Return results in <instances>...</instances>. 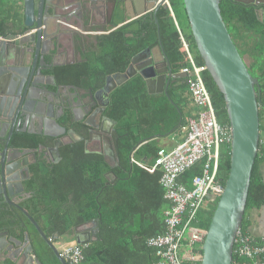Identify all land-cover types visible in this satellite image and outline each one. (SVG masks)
Masks as SVG:
<instances>
[{
	"label": "trees",
	"instance_id": "16d2710c",
	"mask_svg": "<svg viewBox=\"0 0 264 264\" xmlns=\"http://www.w3.org/2000/svg\"><path fill=\"white\" fill-rule=\"evenodd\" d=\"M169 3L172 10L163 6L146 21L141 18L98 37L93 52L84 55L85 62L54 68L46 74L55 76L59 85L97 92L105 88L109 77L125 74L133 59L148 49H156L160 43L173 72L181 73L189 64L182 38L196 63L204 65L184 1L169 0ZM220 9L239 54L244 60L246 57L251 60L249 72L259 81L256 91L260 107V145L241 227V232L246 233L249 232L247 214L264 208L261 174L264 166V23L255 8L234 0H221ZM6 31L7 23L0 19V33L6 35ZM203 77L218 122L229 127L223 94L208 72ZM192 104L187 79L170 84L168 95H150L144 77L138 74L131 78L110 94L105 109V116L116 124L118 164L112 168L102 156L86 154L83 143L64 146L57 164L49 166L44 160H37L29 169L25 191L31 197L21 207L48 239L71 236L76 228L99 220L98 240L82 247L83 264H157L156 250L149 247L148 241L165 232V218L171 204L160 185L161 171L150 174L132 160L153 166L162 148L161 141L180 133L192 116ZM71 119L72 112L67 108L60 125L71 127ZM46 138L17 133L11 146L37 151ZM202 168L203 163H198L179 178V183L191 188L193 179L202 174ZM230 169L231 146L226 145L221 148L218 169V180L224 186ZM109 178L116 180L111 184ZM218 201L199 213L198 227L209 229ZM0 226L11 234L18 231L21 237L28 233L41 264H62L20 210L0 204ZM245 262L247 260L233 255L234 264Z\"/></svg>",
	"mask_w": 264,
	"mask_h": 264
},
{
	"label": "water",
	"instance_id": "95a60500",
	"mask_svg": "<svg viewBox=\"0 0 264 264\" xmlns=\"http://www.w3.org/2000/svg\"><path fill=\"white\" fill-rule=\"evenodd\" d=\"M64 2V0H62ZM82 7V12L60 5L61 0H24V32L3 36L0 33V204L20 210L34 225L41 238L52 249L62 264H68L55 247L54 238L48 239L37 222L25 211L20 202L25 196L24 182L30 178L29 169H20L22 156L30 151L11 146V140L17 133L43 134L48 138H57L44 130L43 124L52 122L55 130L64 134L66 130L56 121L44 116L43 108L47 103L42 95H55L47 89L55 86V79L45 76L43 71L50 70L59 50V40L51 35L65 18L63 10L68 12V19L84 23L88 14L90 19L98 11L105 9L106 0H73ZM190 23V29L200 57L207 71L224 96L231 130V169L202 247L201 264H234V242L241 229L246 212L251 177L260 145V107L257 95L258 79L248 69V64L239 54L223 20L221 0H183ZM154 16L160 7L170 9L168 0L156 2ZM128 23L125 20V23ZM121 25V26H122ZM160 41V39H159ZM162 57L165 70H159L157 61L148 54H140L133 59L125 74L108 78L105 89L100 94L105 100L102 104L99 96H91L101 113L109 104L110 94L136 75L146 80L150 95L167 94L170 84L187 79L183 73L173 74L172 66L165 56ZM152 50H147L151 53ZM58 95V94H57ZM50 104H48L49 108ZM52 108L50 107V110ZM182 120V117H181ZM34 122L42 125L40 133L28 130ZM181 125V124H180ZM104 124L102 125L103 128ZM115 150L118 156V136L114 130ZM62 146L56 140L55 153L59 155ZM115 178H109L113 184ZM86 234L76 237V244L85 247L98 240L99 220L89 222L81 228H87ZM80 228V227H78ZM76 228L75 230H77ZM9 231L0 226V257L7 253L13 264H41L35 254L28 233L24 241L8 238Z\"/></svg>",
	"mask_w": 264,
	"mask_h": 264
},
{
	"label": "built area",
	"instance_id": "2783aa9c",
	"mask_svg": "<svg viewBox=\"0 0 264 264\" xmlns=\"http://www.w3.org/2000/svg\"><path fill=\"white\" fill-rule=\"evenodd\" d=\"M189 64L181 73L187 75V84L195 107L194 116L181 128L182 140L173 149L161 148L153 166L132 160L150 174L160 170V185L171 209L165 218L166 230L163 234L149 239V247L156 250L157 264H201L202 247L207 230L197 226L200 212L208 210L224 191L218 180L221 148L231 146L230 127L218 122L212 97L206 88L205 65H198L182 39ZM198 163H203V171L187 188L179 183V178ZM68 264H83V248L78 245H64L58 250ZM233 255L252 264H264V236L255 239L249 232L238 231Z\"/></svg>",
	"mask_w": 264,
	"mask_h": 264
},
{
	"label": "flooded vegetation",
	"instance_id": "af4514ba",
	"mask_svg": "<svg viewBox=\"0 0 264 264\" xmlns=\"http://www.w3.org/2000/svg\"><path fill=\"white\" fill-rule=\"evenodd\" d=\"M158 1H161V0H144L142 4L143 5L142 13L137 14L136 6L133 4L132 0H106V2L104 3L105 9H102V11L105 12V22H108L109 26L105 27L104 36L110 34L115 29L119 28L117 27V28H114L113 30L115 18L118 15H120L121 12L123 13L122 15H124L126 7L129 10H131L134 14H136V17H135L136 20L144 18L146 21L148 20V18H151L154 16L153 9L157 6L156 2ZM234 1L237 2L238 4H243V5L251 6L255 8L259 15L260 20L264 23V0H234ZM75 4H76L75 10L79 13L82 12V7L78 5L77 3ZM77 24L80 30L84 31L83 23L81 21H78ZM56 33H57V37L59 40V44L61 43L62 46L63 45L64 46L59 47L57 55L54 56V60H51L50 58L47 59L48 61L52 63V67L50 70H53L54 68H58V67L73 66L75 64L83 63L84 61H81V62L75 61V58L77 57V54H78L76 51V48L77 47L79 48V54L81 56L87 52V45H88L87 42L88 41L86 37H84L82 33H79L78 34L79 39L76 41L75 39H73V37L71 38L70 36H68L66 38L64 36V39L65 38L67 39V44L65 45L61 30L60 29L58 30L57 28ZM142 54L146 55L149 53L146 50ZM158 66H159V70L161 71L165 70V63L163 65H158ZM47 71L48 70L43 71L45 76L53 77L56 83L55 86L48 85L47 89L53 94L55 93L56 96L55 95L50 96V95H45V94L41 95L40 92L38 91H35L33 94L35 96L36 95L41 96V100L47 103V106L43 108L45 112L44 116L45 117L49 116V118L52 117L53 118L52 120L56 121L57 124L59 125L61 124L60 123L61 119L65 116V110L67 108L70 109L72 112L71 127L65 128L60 125L62 128L66 130L64 134H60L55 130L54 124L52 122H48L47 125L46 123L43 124L44 130L48 131V133H51L53 135L57 134L58 137L53 139V138H48L47 136H44L43 134H38V135H42L43 137H47L45 139V144L40 145L37 151L30 150V149H23L24 151H30V153L33 152L34 154H36L35 155L36 159H34V161H31L29 159V156L22 157L23 160H22L20 169H30L32 165L37 162V160H44V162L48 164L49 166L55 165L60 161V156H61L60 149H62L64 146H67V145H73V144H79V143H83L84 151L86 154L100 155L103 157L104 161L110 167L114 168L118 164V158H119V154L117 156V152L115 150V145H114V137H113V130H112V126L114 122L105 116V110L103 113H101L100 106L95 105L94 102L91 100V96H94L97 94L99 96L100 102L102 104H105V100L103 99V97L100 94H98L101 90L97 92H92L91 90H87L82 87H77L73 85H59L57 83L55 76L47 75L49 74V72L46 74ZM117 75L109 77V78H114ZM58 88H62L63 91H66L69 88H73L74 90L78 91L77 100H74L73 97H69V99L60 97L59 93H57L56 91ZM87 94H88L90 103L86 105V103L84 102V99H80L79 95H81V97L84 98L87 96ZM68 95L71 96V94H68ZM57 97L61 98V103H60L59 108L55 107L56 105L55 102L57 103V99H58ZM48 104H50L49 108H48ZM50 107L52 108L51 110H50ZM34 123H37V122H34ZM103 124L104 126L102 128ZM28 130L31 132L40 133V131H42V125L37 123V127L34 125V128L29 127ZM114 130H115V127H114ZM56 140H59L60 143L62 144V146L59 148V155L55 153L54 151ZM30 197H31L30 194L25 191V196L23 200L20 202V206H22V204L25 203Z\"/></svg>",
	"mask_w": 264,
	"mask_h": 264
},
{
	"label": "crops",
	"instance_id": "0c3cea01",
	"mask_svg": "<svg viewBox=\"0 0 264 264\" xmlns=\"http://www.w3.org/2000/svg\"><path fill=\"white\" fill-rule=\"evenodd\" d=\"M143 1L144 0H132L133 4L136 6L137 14H141L142 13ZM56 2H59V0H56ZM168 3H169V0H168ZM60 5L62 6V8H63V5H66V6L70 7V10L71 9H75V7H76L75 1H73V0H64V2L61 0ZM170 10H172L171 7H170ZM65 11L66 10L62 11V13H63L62 15L65 18H63L60 21V25L58 27V30L60 29L62 34H63L64 44L65 45L67 44V39L66 38L68 36H70L71 38L73 37V39H75L77 41L79 39L78 38V34L82 33L84 35V37H86V39L88 41L87 42L88 45H87V52L86 53H88L89 51L93 52V50L95 49V46H96V39L98 37L104 36L105 35V33H104L105 27L109 26V23L105 22V12L100 10V11H98V13H96V16L92 17L91 19H90V14H88V17L86 18V21L83 23V28H84L83 30L84 31H81L80 28L78 27L77 21L75 19L72 18V19H68L67 20V15H68L67 13L68 12H65ZM124 13H125L124 14L125 16L122 15L123 13L121 12L120 15H118L115 18V23H114L113 30H114V28L121 27V25L123 23H125V20H127L128 23L133 21V20H136V18H135L136 14H134L127 7H126ZM173 17H174V15H173ZM0 19L4 20L7 23L6 35H9L11 33L18 35V34H21L22 32H24V30H25L24 26H23V24L25 22L24 0H0ZM176 24H177V22H176ZM64 33H65V35H64ZM6 35H3V36H6ZM51 35H56L57 36L56 31L52 32ZM64 36L66 37L65 39H64ZM182 39L184 40V38H182ZM63 46L60 43L59 47H63ZM76 51H77L78 54H77V57L75 58V61L76 62H81V61L85 62L84 55H86V53L81 56L79 54V48L78 47L76 48ZM150 54H152V57L157 61L158 65H163L164 64V59L162 57L161 50L158 47L156 49H153L151 51V53L148 54V59L151 58ZM172 71H173V69H172ZM173 74H179V73H174L173 72ZM56 91H57V93H59L60 97H63V98H66V99H69V97H73L74 100H77L78 91L74 90L73 88H69L66 91H63L62 88H58ZM68 94H71V96L68 95ZM57 98L58 99H57V103L55 102V104H56L55 107L59 108L60 107V103H61V98H59V97H57ZM79 98L80 99H84V102L86 103V105L90 103L88 94L84 98H82L81 95H79ZM78 102H79V100H78ZM191 108H192V111H193L191 113L192 114L191 117H193L194 116V112H195L194 104L191 105ZM191 117H189V118H191ZM34 125L37 127V123L32 124L31 127L34 128ZM181 140H182L181 134L177 133L176 135L172 136L169 139L162 140L161 147L169 149V150L173 149L175 147V145L177 143H179L178 141H181ZM35 155L36 154H34L33 152H31V153L29 152L28 154H24V155H21V156L22 157L29 156V159L31 161H34V159H36ZM261 174H262L263 180H264V166L261 169ZM25 182H24V186H25ZM247 222L249 224V228H248L249 229V233L255 239H260L261 237L264 236V208L259 210V211H254V210L250 211L247 214ZM90 227L91 226H89L87 228H81L80 227L77 230H74V233L71 236L63 237L60 240L58 239V237H55L54 238L55 247L59 250L60 247H62L64 245H77L76 244V237L78 235L81 236V237H82V235H85L87 229L90 228ZM28 236H29V238L31 240V243L33 244V241H32V239H31L29 234H28ZM8 238H14V239H16V240H18L20 242L24 241V235H22V237H21V234L18 231L15 232L14 234L9 233ZM7 256H8L7 253H5V254L3 253L1 255L0 264H13L12 261L7 258ZM243 264H252V262L247 261V262H245Z\"/></svg>",
	"mask_w": 264,
	"mask_h": 264
},
{
	"label": "rangeland",
	"instance_id": "374dc122",
	"mask_svg": "<svg viewBox=\"0 0 264 264\" xmlns=\"http://www.w3.org/2000/svg\"><path fill=\"white\" fill-rule=\"evenodd\" d=\"M245 61H246V63H247L248 65H251V63H252L251 60H250L248 57L245 58ZM161 143H162V141H161Z\"/></svg>",
	"mask_w": 264,
	"mask_h": 264
},
{
	"label": "bare ground",
	"instance_id": "6f19581e",
	"mask_svg": "<svg viewBox=\"0 0 264 264\" xmlns=\"http://www.w3.org/2000/svg\"><path fill=\"white\" fill-rule=\"evenodd\" d=\"M223 16V15H222ZM70 218V217H69ZM71 223V222H70ZM69 228V227H68ZM81 237V236H80Z\"/></svg>",
	"mask_w": 264,
	"mask_h": 264
}]
</instances>
